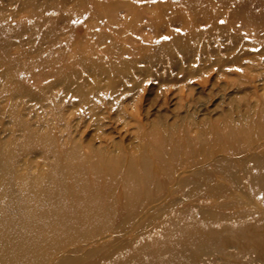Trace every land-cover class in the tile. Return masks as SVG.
Here are the masks:
<instances>
[{
  "label": "rangeland",
  "instance_id": "1",
  "mask_svg": "<svg viewBox=\"0 0 264 264\" xmlns=\"http://www.w3.org/2000/svg\"><path fill=\"white\" fill-rule=\"evenodd\" d=\"M43 3L45 8L40 9L44 10H33V5ZM230 36L238 42L232 53L240 59L222 68L211 59L225 55V47H231ZM6 61L15 70V81L33 89L31 92L45 91V107L29 96L22 95L17 101L28 107L25 114L31 112L32 129L56 135L54 143L43 145L35 143L33 135L28 150L23 137L11 133L8 116L4 118L7 126L0 123V153L11 151L15 156L12 143L16 137L13 164L29 160L28 170L18 169L29 171L35 182L46 172L51 181L47 183L49 200L25 202L24 208L31 212H20L18 205L17 212L10 209L1 217L19 240L11 242L13 246L9 243L11 248L33 246L23 256L25 261L35 258L34 264H58L65 258L69 260L65 264H264V0H0V64ZM125 61L135 64L126 65ZM117 66L121 69L111 70ZM98 69L110 70L111 80L99 76ZM66 75L72 76L70 84L51 87ZM78 81L85 91L103 87L97 95L89 93L90 105L96 102L102 110L108 109V98L119 97L103 121L105 127L90 121L88 113L82 118L74 115L83 109L73 92ZM69 85L72 90L67 92ZM2 89L0 77V93L8 96ZM100 97L107 98L101 101ZM88 108L85 105L83 112ZM63 111L74 115L70 135L63 132ZM166 137L181 146L177 153L170 149L173 144L166 142ZM66 139L78 144L82 139L113 158L133 156L143 148L156 155L162 149L163 157L145 168L157 178L154 187L160 183L167 190L188 184L190 188L200 181L212 184L211 189L202 186L200 195L189 199L184 192L185 200L169 212L166 209L164 215L157 207L136 225L135 235L141 238L133 245L129 243L133 234H128L91 253L82 248L83 241L48 253L34 242L44 238V245H67L70 236L97 231L96 227L107 223L111 227L125 214L137 221L142 216L139 206L149 203L145 200L149 189L140 181L144 175L141 169L138 180L128 174L123 176H128L125 180L119 177L115 164L97 159L86 146L82 149L85 156L75 150L74 156L66 157L65 148H71ZM189 167L198 170L183 174ZM68 169L85 181L79 182V189L75 183L74 190L66 186L67 182L72 186L76 178ZM233 172L235 179L224 176ZM206 176L208 179H203ZM213 186L222 187V193ZM22 187L14 188L22 191ZM94 187L109 192L112 198L106 194L102 202H93L98 196ZM60 190L72 193L68 202ZM212 191H217L215 197ZM182 194L166 197L171 201ZM151 197L159 200L158 195ZM249 198L257 207L246 204ZM83 201L90 202L87 210L81 209ZM31 205L32 209L28 208ZM203 210L220 215H201ZM119 244L122 247L117 249ZM202 250L210 255L201 254Z\"/></svg>",
  "mask_w": 264,
  "mask_h": 264
},
{
  "label": "bare ground",
  "instance_id": "2",
  "mask_svg": "<svg viewBox=\"0 0 264 264\" xmlns=\"http://www.w3.org/2000/svg\"><path fill=\"white\" fill-rule=\"evenodd\" d=\"M44 5H45V3L41 4L40 7L37 5H33L32 8H33V10H34V8H38V10H39L42 7L45 8ZM51 8L52 7H50V9ZM50 9L47 8L46 12H48ZM40 10H44V9H40ZM35 22H38V21H35ZM34 24H39V23H34ZM41 26H43V24H41L40 27ZM216 27L218 29L223 28V26H220V25H217ZM24 29H26V28H24ZM195 36L196 35L191 36L192 39H194V41H196ZM228 39L231 42V47H229V48L225 47V50H226L225 55L226 56L224 55L221 59L220 58L211 59L212 61L215 62V65L218 64L222 68H223V66H228V63L230 61L235 62V61L240 59V55H236V54L234 55L232 53V49L236 48L235 44L236 43L238 44L237 40L233 36H230ZM7 52H9V51H7ZM232 55H234V56H232ZM125 63H127L126 65H129L130 63L133 65L135 64L134 62H130V61L129 62L125 61ZM0 67H2V70H3V73L0 74V77H1V80L4 81V89H2V92L4 95H5V91L9 92L8 96H3L0 93V97L4 98V100L0 101V123L3 125V128H4V125H6L4 118L6 116H8V118L11 120V123L13 126L12 127L13 130L11 133H13V132H14V134L19 133L23 137V142L25 143V146L27 147L28 150H31L30 138L33 135H35V137L33 138L34 141L36 140L35 143H38L40 145H43L44 144L43 142H47V144H48V141L54 143L56 135L53 136L51 131L43 132V131H38V130L32 129L33 128L32 124H31L32 120L30 119L31 112L29 111L27 114H25L24 111L27 110L28 107L22 103H21L22 105L20 104V106H19L18 105L19 103L17 102L18 99L22 95L23 96H29L31 98H35L34 100L36 102V105L42 104L41 106L45 107V106H43V103H42V100H43L42 97H43L45 91L43 90L44 92H41V91L31 92V90H33V89H31L30 87H28V88L24 87L19 81H15L14 80L15 75L13 73V72H15V70H13V66H8L7 61L2 62L0 64ZM212 67H213V65H212ZM14 69H16V68L14 67ZM115 69L120 70L121 67L117 66L111 70H115ZM94 73H97V72H94ZM111 73L112 72L110 70L98 69V75L103 77L104 80L106 79V80L110 81L111 80ZM189 76H193V73H190ZM69 77H72V76L66 75V76H64V78L60 82H57V81H55V83L53 82L51 87L55 88L58 85H62L63 83L65 84V82L70 84V82H69L70 80L68 79ZM81 83L82 82H80V81L77 82V88L73 92H74L75 96H77L79 98L77 102L80 106H82L83 109H79V112H74V115H78L79 117L82 118L84 116V114L88 113L91 115L90 121L91 120L96 121V125L99 128L105 127L106 123H104L103 121L106 118L107 113H110V111L113 110V103L119 97L118 96L117 97L112 96L111 98H108L109 107L107 110H102L98 107L99 105L96 102H93L94 104L90 105V102L92 101V99H90L91 98L90 94L94 93L97 95L99 90H100L99 88H103V87L93 86L92 91H89V90L85 91L84 90L85 87H84L83 83L82 84ZM110 87L113 88V82H112V86H110ZM66 90H67V92L72 90L70 85L67 87ZM106 98L107 97H100V100L102 101V100H105ZM10 100L12 102L11 104L9 103ZM71 103H73L72 98H71ZM91 104H92V102H91ZM73 105H74V103H73ZM85 105L89 106L87 112H83ZM109 109H110V111H109ZM29 110H31V109L29 108ZM63 113H64V111L61 113V118H63V115H62ZM119 113L121 114V112H119ZM64 115H66V117H64L65 118V122H64L65 127L63 128V132H66L68 134L70 132L69 130H71V125H70L71 121H72L71 118L74 115L71 116L72 114H69V112L64 113ZM168 130H170V129H168ZM163 131H160V132H162V134H163ZM38 135H40V136H38ZM68 135H70V134H68ZM11 139L9 138L6 142V144L9 143L11 141ZM16 139L17 138L16 137L14 138V136H13V143L12 144H13L15 156L13 155V152H11V151L8 153L7 152L6 153L5 152L0 153V172H1V175H0V264H34L35 258H33V259L26 258L27 261H25V259H24L25 257H23L31 251V248L33 246H26V247H23L21 249L11 248L13 246L12 243L19 241V240L14 239V236L9 232V229H8V227L4 221V218H1V217H2L3 213L9 212L10 209L17 212L18 209L16 206H18V205H20V209H19L20 212H23V210L27 211V213L31 212L32 210H26L24 208L26 206V205H23L25 202L30 201V202L38 203V202H42V200H49V198H48L49 188L47 187V183L50 184L51 181L46 179V174H45L46 172L44 174L42 173L43 176H45V177H42V178L38 179V181L35 182L33 176H31L29 171L21 172L18 169V167H20V168L28 170V167L30 165L29 160L23 161L20 165H19V161L16 162L15 164H13L14 163V162H12V161H14L13 158L17 157V153L15 150L16 145H17ZM164 140H166V142H169V144H173L170 149H172L173 151L175 150V153H177V150H179L180 149L179 147H181V146L179 145V147H178V145L176 143L170 142L169 139H167V137L164 138ZM80 141L81 142L78 144L77 142H75V140L70 142L69 140L66 139V142L71 143L69 145V146H71V148L70 147L65 148L66 150H68L65 153V154H67L66 157L67 156H70V157L74 156V152H72V151H75V150H77L81 156H85L83 154L84 152L82 151V149H83V147L86 146L87 148H89L91 150V152H93L92 155L98 157L97 159H100L102 162H105V163L108 162L110 165L115 164V166H117V171H118L119 177H122L125 180L128 179V176L123 177V176H125V174L134 176L138 180V172L141 169L142 174H144V175L142 176V179H140V181H143L144 184L149 189V190H146V193H145L147 195V198H148V199L147 198L145 199L146 203L147 202H149V203L147 205H145L143 203L139 206V209L142 208L140 211L142 216H141V218L137 219V221L135 220V218L129 217L125 214L123 217L120 216V219H121L120 221H118L117 223H113L114 226L113 225H111V227L106 226L108 224L107 223V224L99 225L96 228L94 227L95 229L98 228L97 231L91 230L89 233H85L83 235H72V236H70L69 237V243H67V245H65V244L59 245V244H55V243H50V245L49 244L44 245L46 242L44 238L40 239L39 242H34L33 245H35L36 247L39 246L40 249L45 247L46 251H48V253L53 252L55 250H64L71 243L72 244H75L78 242L81 243V241H83L82 248H84V249L86 248V250L91 253V251L93 252V250H95L96 248H102V246H106L107 244L111 243L112 239H116V241H117V239H121L120 238L121 236L128 235V234L129 235L133 234V237H130V242H129L130 244L133 245L136 242H138L141 238L139 234L135 235V232L137 230L136 225L139 224L140 220L146 219L147 216L151 212H153V210H156L157 207L161 208V211L163 212V215H164V212L166 209H167V212H169L174 206L179 205L181 201L185 200L184 196H186V194L184 192H188V195L186 197H188L187 199H189L190 197L191 198L198 197L200 195L201 191L203 190L202 186H208V188L211 189L210 185H212V184L206 182V180L208 179L209 176L203 177V179H206L205 180L206 183L196 181V182H193L191 184L192 186L190 188H189V186H188L189 184H188L186 186V188L181 185V187L173 188L172 190H170L168 188V190H167V189H165L163 184H160V183H158L154 187V184L157 181V178H155L156 177L155 175L150 176L149 173L146 172L145 168L148 170L149 166H152V163L155 159H160V156H161V158L163 157L162 149L156 155H150L149 153H147V150H145L143 148V149H141L140 152H138L137 154H134L133 156H128L127 154H123V157L113 158L109 155V153H106L103 151L100 152V151H97L96 149H93L90 144L83 142L82 139ZM53 152L57 153L56 151H53ZM4 156H6L7 160H5ZM70 163H74L73 160H70ZM68 166H71V165H67V167ZM190 168L191 167L182 170L183 174H186V173H192L193 174L194 172H197V170H198V169H196L194 171H190ZM79 171H81V169H79ZM67 172L69 175L73 176V179H74V177L78 178L77 175L75 176L74 170L68 169ZM81 172H83V170ZM182 172H181V174H182ZM62 173H66V172L63 170ZM234 174L235 173L233 172V174H224V176L227 177V179H229V178L235 179ZM178 175L180 176V174H178ZM76 178H75V181L72 182V184H71L72 186H70L69 182H67L66 186L73 189V185L75 183V185L78 184L76 186L79 189L80 185L84 184L82 182H85V181H82L83 180L82 178H78L77 180H76ZM73 179H71V180H73ZM100 179H101V177H100ZM79 182H81V184H79ZM35 183H38L37 186ZM22 185L24 186V188L22 187L23 188L22 191L16 190L14 188L16 186H22ZM109 185L110 184H108V186ZM96 187H99L98 183L96 184ZM96 187H94L93 189L94 190L96 189L98 191V196H97V199L92 200L93 202H96V203L102 202V199H104L106 194H108V197L110 196L112 198V195H110L109 192L108 193L107 192L106 193L101 192L102 189H99ZM213 187L214 188L217 187L219 192L222 193L221 192L222 187H220V186L219 187L213 186ZM13 188H14V190H13ZM152 190L155 191L153 195H151L153 192ZM166 190H167V193H165ZM173 190H174V192H172ZM64 191L60 190V193L61 194L63 193L64 197H63V195H62V197H63L64 201L68 202L67 200L72 195V193L69 191H66V194H64ZM95 191L94 192L92 191V193H94V194H92V196L95 195ZM103 191H105V190L103 189ZM177 193H180V194L183 193V194L180 195V197H178L177 199L171 200V201L169 200V198L167 199V197H166L168 195L177 194ZM216 193H217V191L211 192L212 196H214V197H215ZM150 195L151 196H154V195L157 196L158 195L159 200H155V199L150 200L152 198ZM221 198L224 199V197H221ZM245 202H247L246 204L248 206L257 207V206H254L255 201H253L252 198H249L248 201H245ZM88 203H90V202L89 201H83L82 203H79L80 206L82 207L81 209L87 210V209H85V207H87ZM218 205H221V203H218ZM223 206H225V205H223ZM128 207H129V201H127L125 203V206H124V208L126 209L125 210L126 213L128 212ZM196 207H197V205H196ZM28 208L32 209V205ZM200 212H201V215H203V213H204L205 215H208V216L211 215L214 217L220 215L218 212L214 213L213 211H210V210H203V212L202 211H200ZM200 218H203V217H199V219ZM152 220L153 219H150L147 221L151 222ZM152 224L153 223L149 224V226ZM81 236L83 238H81ZM23 238H25V236H23ZM39 238H41V237H39ZM45 238L47 239V236ZM84 238H85V240H84ZM104 241H106V242H104ZM103 242H104V244H103ZM121 247H122V244H119L117 249L121 248ZM87 251H85V253H87ZM201 254L207 256V255H210V252L202 250ZM130 259L131 258H128V260H130ZM59 261L60 262L58 264H65L66 262H69V260H67L65 258H62Z\"/></svg>",
  "mask_w": 264,
  "mask_h": 264
}]
</instances>
